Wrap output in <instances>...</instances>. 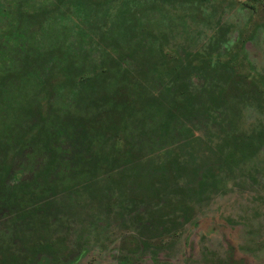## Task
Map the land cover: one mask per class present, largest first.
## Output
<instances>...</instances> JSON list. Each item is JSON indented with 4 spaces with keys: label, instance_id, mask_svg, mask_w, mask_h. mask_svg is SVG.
<instances>
[{
    "label": "trees",
    "instance_id": "16d2710c",
    "mask_svg": "<svg viewBox=\"0 0 264 264\" xmlns=\"http://www.w3.org/2000/svg\"><path fill=\"white\" fill-rule=\"evenodd\" d=\"M209 2L0 0V264H74L105 240L120 264L157 259L264 169V71Z\"/></svg>",
    "mask_w": 264,
    "mask_h": 264
},
{
    "label": "rangeland",
    "instance_id": "374dc122",
    "mask_svg": "<svg viewBox=\"0 0 264 264\" xmlns=\"http://www.w3.org/2000/svg\"><path fill=\"white\" fill-rule=\"evenodd\" d=\"M247 1L210 0L204 15L211 13L213 22L221 18L235 25L237 17L243 18L238 11L239 6ZM255 20L263 23L253 43L247 45V52L255 69L264 71V14L254 16ZM256 25L257 22L253 26L237 24L234 30L237 32L241 28L245 35H250ZM200 42L199 35L195 36V33L177 36V43L181 45L193 47ZM248 66H245V71L249 72L251 69ZM263 176L264 169L260 174L251 172L245 179L226 180L223 190L201 203L195 218L175 240V247L161 255L158 264H220L229 254L235 261L245 264H264ZM116 255L117 243L95 241L75 264H120ZM138 264L156 263L146 256Z\"/></svg>",
    "mask_w": 264,
    "mask_h": 264
},
{
    "label": "flooded vegetation",
    "instance_id": "af4514ba",
    "mask_svg": "<svg viewBox=\"0 0 264 264\" xmlns=\"http://www.w3.org/2000/svg\"><path fill=\"white\" fill-rule=\"evenodd\" d=\"M248 2V1H247ZM247 2H243V3H241L240 4V6H239V9H238V11L239 12H241L242 11V6L244 5V3H247ZM249 4H251L250 2H248ZM261 5H264V0H263V2H261ZM261 5H257L256 6V4H255V6L256 7H259V6H261ZM263 14L264 13H262L260 16H263ZM207 17H209L208 19H209V21H212L211 20V17H212V14L211 13H209L208 15H207ZM217 19H219V20H221L222 22H221V24H227V25H229L230 26V28H232L233 30H231V33H229L230 35H229V38H230V40H233V39H235V38H238V36H240L245 42H244V45H243V47H244V51H245V53H246V55H247V57H248V60L251 62V58L252 57H250V55H248V52H247V45L249 44V43H253V39H255V35L257 34V30H259V28H261V24L263 23V21H260V20H258V21H254V17L253 18H251V21H248V16H245V17H243V18H239V17H237L236 18V21L238 22L237 24H242V25H252L253 26V24H255L256 22H257V25H256V27L254 28V30H253V32H252V34H250V35H245L243 32H242V30H241V28L236 32L235 30H234V28H235V25H237V24H231V23H227L224 19H221V18H217ZM254 21V22H253ZM205 28H203V26L201 27V29L202 30H204V31H206V29L208 30V32L206 33V32H204L205 34L203 35V34H201L200 35V39L202 40H205L204 38L205 37H207V36H209L210 35V27L209 26H204ZM262 28H264V25H262ZM232 43V42H231ZM252 63V62H251ZM253 64V63H252ZM257 168H264V164H260ZM264 179V176L262 177V180ZM247 180V179H246ZM173 247H175V244L173 245ZM167 251H163V252H161L160 254H159V256L157 257V259L155 258V259H151V257L150 256H148V254L147 255H145L144 257H141L140 258V262H141V260L143 259V258H145L146 256L150 259V261L151 262H153V263H156V264H158L159 263V260L162 258L161 257V255H164L165 253H166ZM233 253V252H232ZM139 262V263H140ZM161 263V262H160ZM75 264V263H74ZM136 264H138V263H136ZM220 264H245L243 261H235L234 260V258H233V255L232 254H229L228 256H226V258H225V260H222L221 262H220Z\"/></svg>",
    "mask_w": 264,
    "mask_h": 264
}]
</instances>
